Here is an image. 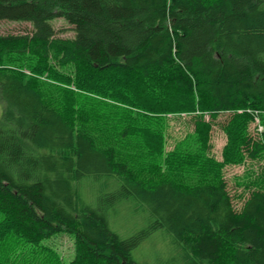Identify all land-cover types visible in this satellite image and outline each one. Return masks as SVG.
I'll return each instance as SVG.
<instances>
[{"label":"trees","instance_id":"1","mask_svg":"<svg viewBox=\"0 0 264 264\" xmlns=\"http://www.w3.org/2000/svg\"><path fill=\"white\" fill-rule=\"evenodd\" d=\"M0 20L31 25L0 34V264H264V0H0Z\"/></svg>","mask_w":264,"mask_h":264},{"label":"rangeland","instance_id":"2","mask_svg":"<svg viewBox=\"0 0 264 264\" xmlns=\"http://www.w3.org/2000/svg\"><path fill=\"white\" fill-rule=\"evenodd\" d=\"M52 25L56 30V35L58 37H72L74 32L72 30V25L68 23L63 18H55L52 21ZM31 30V25L28 22H17V21H8V20H0V34H22L27 33ZM167 116V115H166ZM191 114H168V128L167 134H169L167 138V149H171L176 141L183 138L186 133H189L193 130V123L191 121ZM227 114L220 113L216 118L215 124L211 133V142H212V154L217 159H222V152L224 147L227 144V134L222 130L221 124H223L226 120ZM257 120L255 122L250 123L248 130L250 134H255V132L260 131L262 128L258 126ZM257 130V131H255ZM263 131V130H262ZM261 131V133H262ZM260 133V134H261ZM259 134V137H260ZM257 135V134H256ZM262 166L261 161H250L246 160L243 164H230L226 165L224 168V177L227 181V187L229 192L234 195L243 190V187L238 185V181L241 179L243 174H245L246 170L254 169L259 170ZM234 203L237 207H240L241 203L237 199H234ZM127 217L125 215V219L122 221H126ZM153 236H157L156 234ZM45 243H49L61 257L67 261L70 258H64V256H72V238L67 234L56 235L44 241ZM159 239L151 238L150 240H146L140 247V252L150 254L155 258L154 251L157 250L159 246ZM69 258V259H68Z\"/></svg>","mask_w":264,"mask_h":264}]
</instances>
